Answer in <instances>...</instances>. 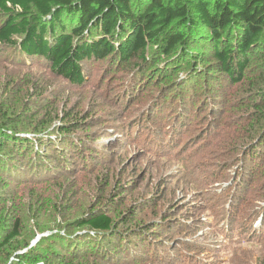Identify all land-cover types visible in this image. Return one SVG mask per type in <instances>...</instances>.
<instances>
[{
	"label": "rangeland",
	"instance_id": "374dc122",
	"mask_svg": "<svg viewBox=\"0 0 264 264\" xmlns=\"http://www.w3.org/2000/svg\"><path fill=\"white\" fill-rule=\"evenodd\" d=\"M15 56L0 46V88L16 84L6 104L15 105L20 119L37 114L36 124L49 122L37 130L24 120L28 129L20 125L17 132L55 142L61 128L74 124L68 137L77 148L66 154L71 171L48 150L51 179L0 182V219L9 228L20 225L19 237L0 246V264H19L17 256L35 249L36 264H84L81 250L90 239L76 220L91 212L109 216L131 244L109 248L113 260L94 255L88 264H264V116L252 106L263 98L252 87L264 57L251 59L240 83L225 80L216 97L205 95L201 77L190 80L200 103L186 111L180 104L158 107L165 83L147 76L137 86L133 67L119 56L87 65L80 87L43 60ZM208 57L185 59L191 65L173 82L207 71ZM30 141V149L20 150L27 157L39 150ZM245 146H252L251 157L243 155Z\"/></svg>",
	"mask_w": 264,
	"mask_h": 264
},
{
	"label": "trees",
	"instance_id": "16d2710c",
	"mask_svg": "<svg viewBox=\"0 0 264 264\" xmlns=\"http://www.w3.org/2000/svg\"><path fill=\"white\" fill-rule=\"evenodd\" d=\"M0 46L16 50V59L43 60L51 73L68 80L72 87L83 85L87 65L110 55L119 56V61L124 59L133 67L137 86L147 76L155 77L154 85L165 83L163 86L168 88L158 107L160 103L172 108L180 104L187 111L200 103L193 86L196 78L204 81L206 96L211 92L216 97V90L223 87L225 80L240 83L251 59L264 57V0H0ZM206 53L209 62H213L207 71L187 77V83L185 79L173 82L186 65H191L182 64L185 59ZM158 58L152 66L151 62ZM165 59L166 65L160 63ZM259 65L252 91L263 98L252 106L253 114L263 117L264 59ZM9 82L0 88V182L5 177L51 179L55 168L48 150L59 154L58 163L64 171H71L67 161L71 156L66 154L68 149L77 148V142L68 137L75 130L74 124L61 128L55 142L33 136L30 140L39 150L31 157H27V151H20L32 143L17 132L20 125L28 129L24 120L29 118L20 119L15 105L6 104L5 96L16 85ZM124 95L132 96L131 90ZM36 117L37 114L30 117L28 123H35L37 130L41 129L38 125L49 123L40 120L36 124ZM259 136L253 138V143ZM261 139L259 143L263 144L264 136ZM52 142L48 149L46 146ZM250 147L242 148L243 155L251 157ZM4 224L6 221L0 219V229L8 232L0 240L1 247L8 246L20 234L19 222L11 228ZM76 226L86 228L90 239L81 250L84 264L94 255L113 260L116 257L107 254L109 248L119 252L131 244H124V232L102 213H88L76 220ZM36 251L17 256L16 262L38 263Z\"/></svg>",
	"mask_w": 264,
	"mask_h": 264
}]
</instances>
